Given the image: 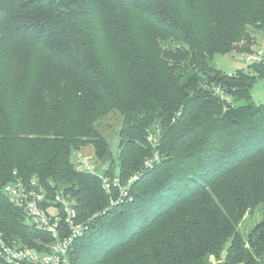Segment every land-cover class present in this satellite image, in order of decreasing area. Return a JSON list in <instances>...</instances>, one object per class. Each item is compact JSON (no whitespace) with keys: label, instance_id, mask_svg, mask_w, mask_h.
Masks as SVG:
<instances>
[{"label":"trees","instance_id":"1","mask_svg":"<svg viewBox=\"0 0 264 264\" xmlns=\"http://www.w3.org/2000/svg\"><path fill=\"white\" fill-rule=\"evenodd\" d=\"M1 24L0 232L8 241L39 250L52 243L4 193L16 178L38 179L49 198L71 195L80 221L98 215L71 264H264V105L250 92L257 77L212 64L238 44L250 51V30L264 31V0H0ZM169 38L188 49H163L159 39ZM263 66L248 69L260 78ZM217 88L228 101L214 97ZM115 110L127 116L118 177L138 178L111 209L100 177L77 173L71 161L92 145L113 167L96 125ZM163 130L159 150L170 156L146 169L155 148L143 135ZM257 210L245 237L239 225Z\"/></svg>","mask_w":264,"mask_h":264},{"label":"built area","instance_id":"2","mask_svg":"<svg viewBox=\"0 0 264 264\" xmlns=\"http://www.w3.org/2000/svg\"><path fill=\"white\" fill-rule=\"evenodd\" d=\"M264 61V52L251 54L246 58L248 66ZM223 96V95H222ZM224 97V96H223ZM157 158L148 161L153 165ZM78 169L97 175L102 180L103 190L110 196L109 208L129 198V186L138 177H134L127 185L120 177L111 178L101 175L90 162V159L79 154ZM117 194L113 196V192ZM4 193L12 204L22 209L26 224L37 231L51 236L50 245L43 244L45 249L30 248L17 241L10 242L0 232V261L3 264H71L70 255L76 240L90 230L95 215L86 221H80L76 209V201L64 192H57L49 198L48 192L38 179L24 181L16 178L4 187ZM104 211L101 214H105ZM214 261V258L212 257Z\"/></svg>","mask_w":264,"mask_h":264},{"label":"rangeland","instance_id":"3","mask_svg":"<svg viewBox=\"0 0 264 264\" xmlns=\"http://www.w3.org/2000/svg\"><path fill=\"white\" fill-rule=\"evenodd\" d=\"M7 28H8L7 25L1 24L0 32L4 31ZM250 33L254 39V42H253L254 44H252L253 46L252 48H250V51L246 52V48H244L245 44H238L237 48L239 50L233 48L229 54L215 55L212 59V64L224 74H233L238 71H245L251 77L256 76L257 80L254 82L253 86L251 87L250 92L253 98V102L255 104L264 105V77L258 78L259 75L255 71L248 69V65L246 63V58L248 57L244 59V56L248 55V53L252 54L253 52L254 54L260 51L264 52V31H260L257 33L254 30H250ZM1 35L8 37V33H3ZM0 38L5 39L2 37ZM159 43L163 49H167V50L177 51V50L188 49V46L186 44L176 41L174 39H170V38L169 39H159ZM3 45L4 43L3 44L0 43V46H3ZM5 51H6V48H5ZM160 56L163 57L164 62H173V58H166L165 54L161 53V50H160ZM147 64L148 63L145 64L144 62H140L139 67L141 68V70L140 68H137L136 69L137 72H141L145 74ZM219 90H220L219 88L216 89L215 91L216 93L214 92V97L219 98L220 101H223L224 99L228 101L227 97L222 96L224 92L223 91L220 92ZM217 93H219V95ZM243 104L244 102L239 105H243ZM126 120H127V116L122 114L120 111L115 110V111H112L107 116H105L103 119L99 120V122L96 125L97 132H99L102 137L106 138V140L109 143L112 160H113L112 163H114L113 167H110L111 164L108 162L103 163L102 161H99L95 153L94 147L92 145H87L85 147H82L74 151V153L72 154L71 162L73 163L72 165L73 167H75L74 169L76 170L77 173L81 172L78 169L79 168L78 159H79V154H81L82 156L90 159L91 164L97 170L100 171L101 175H106V171L108 169H111L112 173L114 172L117 175L116 177L120 175V171H121V168H120L121 166L120 165V130L122 129V127L126 126V122H125ZM185 129H186V126H184L182 129H180L179 131L175 132L172 136H170V138L166 142L168 147H171V148L173 147V142L176 141V139H178L179 134L183 132ZM163 135H164V130L162 133L161 131L158 132L157 134H153L152 132H149V133L147 132V135L145 134L143 135V137L146 138V141L149 142L155 149L152 153V156H150L148 159L145 160L142 167L146 169H152L155 166V164H157V162L160 163V161H163V160L166 161L169 158L170 156L169 149L166 148L165 150H163L162 153H161V150H159V147L162 145ZM129 137H127V140L125 142L126 145H127V141L129 140ZM195 145H196V142H193L187 147H185L184 149L182 148L181 150L174 152L175 158L180 157L184 153H187ZM141 146H142L141 144L137 143V148H140ZM154 158H157L156 162H154L153 165H150V166L147 165L148 161ZM136 176L137 175L133 176L127 182L129 183ZM239 181L240 179L234 181V183L239 182ZM128 183L124 185H127ZM69 196L71 197V195ZM244 218H245L244 221H242V223L239 225V229L241 231V234L246 237L248 233L250 232V230H252L255 227V225L260 221V212L258 210L255 211L253 214H249L248 212L244 216Z\"/></svg>","mask_w":264,"mask_h":264}]
</instances>
